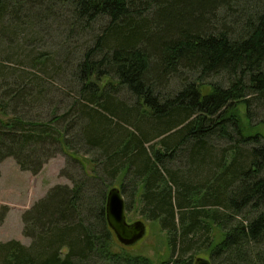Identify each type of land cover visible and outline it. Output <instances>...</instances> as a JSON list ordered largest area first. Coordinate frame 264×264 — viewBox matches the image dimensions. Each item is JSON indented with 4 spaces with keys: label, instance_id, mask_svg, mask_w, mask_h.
Returning a JSON list of instances; mask_svg holds the SVG:
<instances>
[{
    "label": "trees",
    "instance_id": "1",
    "mask_svg": "<svg viewBox=\"0 0 264 264\" xmlns=\"http://www.w3.org/2000/svg\"><path fill=\"white\" fill-rule=\"evenodd\" d=\"M58 11L71 13L78 36L99 26L74 64L54 68L79 92L73 120L64 124L70 109L38 112L49 100L41 75L0 68V162L13 157L36 174L64 152L84 170L69 135L79 125L78 139L100 149L104 172L129 195L126 209L165 232L158 264H194L201 252L212 264H264V119L253 113L264 108V0H0V37ZM169 80L180 82L176 92ZM121 89L133 104L113 100ZM73 180L25 211L31 244L0 241V264H156L109 227L112 182Z\"/></svg>",
    "mask_w": 264,
    "mask_h": 264
},
{
    "label": "rangeland",
    "instance_id": "2",
    "mask_svg": "<svg viewBox=\"0 0 264 264\" xmlns=\"http://www.w3.org/2000/svg\"><path fill=\"white\" fill-rule=\"evenodd\" d=\"M66 14L67 16H62L61 12L58 11L54 17L50 16L43 25H37L35 29L33 27L25 28L23 32L17 34L8 33L10 31L9 27L5 26L6 34L0 37V68L13 67L17 70L24 68L41 75L48 85L47 97L49 100L38 112L45 119H48L54 114L60 115L70 109L71 116L68 115L64 118V124H67L70 118L73 120L72 116L75 111L70 107L77 102L79 92L74 85L70 86L69 79L72 78V75L68 73L66 80V78H62L60 74L54 71V68L56 69L62 62L69 59L71 64H74L85 48L94 45L96 34L99 31V26H95L94 30L78 36L76 34L78 27L69 25L71 13L68 11ZM67 19L69 20L66 24ZM66 42H68L69 49L72 51L68 58L64 54ZM38 56H48L50 59L48 70L46 68L43 70L34 69L31 58H38ZM190 77L194 78L188 72H184L183 79L189 80ZM208 80L218 81V77ZM179 84V81L169 80L166 85V91L176 92ZM113 100L125 101L129 105L135 101L134 97L125 89L115 93ZM253 113L255 122L264 119V108L255 107ZM79 131L81 129L78 125L77 128L69 131V135H72L74 140L77 141L74 150L77 152V157L85 161L86 168L84 170L78 161L70 159L64 152L51 157L36 174L30 170H22L13 157H8L0 162V212L5 216L0 223V241L18 239L26 245L31 244V237L25 236L23 233V214L57 185L71 188L74 186L73 179L89 177L90 183H95L94 180H98L100 183L104 181L107 183L112 182V186L120 187L119 179L111 178L109 174L104 172L101 164L102 152L100 149L91 148L83 141H80L78 139ZM93 158L96 161L92 163L86 160ZM177 165L178 163L174 162L173 168H176ZM93 166H95L96 171H93ZM101 185L103 186V184ZM123 196L125 201L130 199L127 194ZM131 209L133 210L132 212L126 209L127 220L129 222L136 220L145 221L147 234L137 244L126 248L136 251L149 250L153 260L158 264L159 260L168 256V250L165 245L166 234L161 230L158 223L146 221L141 217L139 212L136 211V206L133 205ZM115 248L119 249L120 245ZM197 257L210 259L209 255L204 252L197 254Z\"/></svg>",
    "mask_w": 264,
    "mask_h": 264
},
{
    "label": "water",
    "instance_id": "3",
    "mask_svg": "<svg viewBox=\"0 0 264 264\" xmlns=\"http://www.w3.org/2000/svg\"><path fill=\"white\" fill-rule=\"evenodd\" d=\"M106 219L118 242L125 247L137 244L147 234V224L143 220L129 222L126 215V201L121 187L112 186L106 196ZM194 264H212L210 259L197 257Z\"/></svg>",
    "mask_w": 264,
    "mask_h": 264
}]
</instances>
